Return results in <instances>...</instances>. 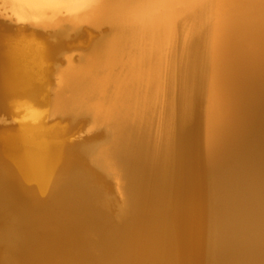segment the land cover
<instances>
[{"label":"bare ground","instance_id":"1","mask_svg":"<svg viewBox=\"0 0 264 264\" xmlns=\"http://www.w3.org/2000/svg\"><path fill=\"white\" fill-rule=\"evenodd\" d=\"M0 22V264H264V0H0Z\"/></svg>","mask_w":264,"mask_h":264},{"label":"rangeland","instance_id":"2","mask_svg":"<svg viewBox=\"0 0 264 264\" xmlns=\"http://www.w3.org/2000/svg\"><path fill=\"white\" fill-rule=\"evenodd\" d=\"M145 40L142 42V44H141V51H143V50H146V48H148L149 47V43H148V40H147V38H146V36H145V38H144ZM145 43V44H144ZM144 45V46H143ZM146 45H148V47H146ZM170 47V46H169ZM168 47V49H166L167 47H165L163 50H161L157 55H159V56H162V57H164V59H166L167 57H169V56H171V58L169 57V58H167L166 60H164V62L166 61V63H168L169 64V59H171V60H173V59H175V58H179V49H178V47L176 48V46H173V47H171V48H169ZM175 47V48H174ZM171 49H173V50H171ZM168 50V51H167ZM178 50V51H177ZM165 51V52H164ZM164 52V53H163ZM168 52V53H167ZM170 52H172V53H170ZM167 53V54H166ZM163 54V55H162ZM172 54H175V55H172ZM167 55V56H166ZM174 58H173V57ZM161 57V58H162ZM167 60H168V62H167ZM168 73V78H169V85H168V91H169V94H172V92L174 91V87H173V79H171V78H175V76H174V73H173V71H171V70H169V72H167ZM155 81L156 80H151L150 82H149V84H144V87H151V86H153V85H155ZM171 97V96H170ZM171 99V98H170ZM176 103H177V101H176ZM18 119V118H17ZM156 119H157V121H156ZM18 120H20V118L18 119ZM166 120V119H165ZM154 128H156L158 125H159V119L157 118V116H154ZM156 130V129H155ZM153 138L154 139H158V135H157V133L154 131L153 132ZM159 139H160V137H159Z\"/></svg>","mask_w":264,"mask_h":264},{"label":"water","instance_id":"3","mask_svg":"<svg viewBox=\"0 0 264 264\" xmlns=\"http://www.w3.org/2000/svg\"><path fill=\"white\" fill-rule=\"evenodd\" d=\"M0 33H1V37H2V35H5V36L16 35L17 32L13 26H9L7 24L0 22ZM1 99H3V98H1ZM3 101H4V99H3ZM2 114L3 113H0V131L3 129H6V128H11V127L17 126L19 124V123L13 121L14 118L17 119V118H19V116L18 117L17 116L15 117V115L13 117L11 116V118H9L11 122H9L7 119V116L2 115Z\"/></svg>","mask_w":264,"mask_h":264}]
</instances>
